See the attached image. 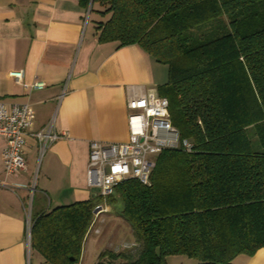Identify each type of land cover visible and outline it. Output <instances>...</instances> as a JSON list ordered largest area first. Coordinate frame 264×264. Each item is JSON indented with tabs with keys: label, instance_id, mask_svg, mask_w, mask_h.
<instances>
[{
	"label": "trees",
	"instance_id": "trees-1",
	"mask_svg": "<svg viewBox=\"0 0 264 264\" xmlns=\"http://www.w3.org/2000/svg\"><path fill=\"white\" fill-rule=\"evenodd\" d=\"M99 42L139 45L167 66L159 86L170 122L192 150H162L148 184H116L109 201L132 227L135 256L104 250L96 264H234L264 247V0H79ZM94 198L32 219L31 248L77 264Z\"/></svg>",
	"mask_w": 264,
	"mask_h": 264
},
{
	"label": "crops",
	"instance_id": "crops-1",
	"mask_svg": "<svg viewBox=\"0 0 264 264\" xmlns=\"http://www.w3.org/2000/svg\"><path fill=\"white\" fill-rule=\"evenodd\" d=\"M86 10L79 0H0V103L8 112L13 104L32 109V124L24 134L26 171L17 176L4 172L6 141L0 137V264H52L27 250L31 188V220L56 206L93 199L86 185L89 142H125L127 86L159 95L167 81V66L139 45L99 42L95 17L90 12L85 21ZM10 71H21V80L16 82ZM36 83L43 87L34 88ZM48 124L65 136L52 142L39 162L33 134ZM94 201L101 210L93 216L77 264H96L104 250L135 256L138 243L120 215L122 203ZM120 235L128 237L124 241ZM165 262L196 264L185 255H170ZM233 262L264 264V247Z\"/></svg>",
	"mask_w": 264,
	"mask_h": 264
},
{
	"label": "built area",
	"instance_id": "built-area-1",
	"mask_svg": "<svg viewBox=\"0 0 264 264\" xmlns=\"http://www.w3.org/2000/svg\"><path fill=\"white\" fill-rule=\"evenodd\" d=\"M90 7L86 10L87 21ZM9 76L16 82L22 78L21 71H10ZM34 88H42L36 83ZM127 132L128 137L121 143L89 142L86 167V185L88 189L97 188L98 194L110 196L116 184L126 179H136L142 184L149 183L150 173L155 166L156 156L165 149L181 148L187 152L193 144L189 139H181L179 131L170 122L169 103L166 97L158 95L153 89L140 85L126 88ZM32 124V109L28 104H13L8 112L4 103H0V137L6 141L2 150L3 169L6 174L17 176L27 170L24 157V134ZM38 142L40 160L52 142L65 136L54 130L51 124L33 134ZM34 186V185H32ZM28 216L26 219V246L31 248L30 191Z\"/></svg>",
	"mask_w": 264,
	"mask_h": 264
},
{
	"label": "rangeland",
	"instance_id": "rangeland-1",
	"mask_svg": "<svg viewBox=\"0 0 264 264\" xmlns=\"http://www.w3.org/2000/svg\"><path fill=\"white\" fill-rule=\"evenodd\" d=\"M96 16H98L97 15V13L95 12V11H92V17H96ZM91 23H93L92 21H90V24ZM39 157V156H38ZM42 158V157H41ZM41 161V159L39 160V162ZM92 192L94 193V199L96 200V201H101L102 199H103V197H101L97 192H98V190H97V188H95V189H92ZM31 203H32V198H31ZM127 238L128 237V235H120V238L122 239V240H126V239H124V238ZM126 242H128V241H126ZM124 246L126 245V247H123L124 248V250H129V247H127L128 246V244H123ZM120 250V249H119ZM123 250V251H124Z\"/></svg>",
	"mask_w": 264,
	"mask_h": 264
},
{
	"label": "water",
	"instance_id": "water-1",
	"mask_svg": "<svg viewBox=\"0 0 264 264\" xmlns=\"http://www.w3.org/2000/svg\"><path fill=\"white\" fill-rule=\"evenodd\" d=\"M100 210H101V206L95 207L94 210H93V213L94 214H96V213L98 214V211H100Z\"/></svg>",
	"mask_w": 264,
	"mask_h": 264
}]
</instances>
